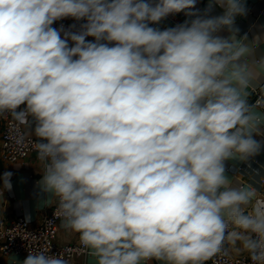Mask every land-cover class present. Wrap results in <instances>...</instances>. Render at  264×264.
<instances>
[{
    "label": "clouds",
    "instance_id": "1",
    "mask_svg": "<svg viewBox=\"0 0 264 264\" xmlns=\"http://www.w3.org/2000/svg\"><path fill=\"white\" fill-rule=\"evenodd\" d=\"M196 3L0 0V114L30 129L37 185L95 264H205L226 242L264 264V196L225 167L264 149L247 99L264 33L237 36L244 0ZM7 260L68 264L51 245Z\"/></svg>",
    "mask_w": 264,
    "mask_h": 264
},
{
    "label": "crops",
    "instance_id": "2",
    "mask_svg": "<svg viewBox=\"0 0 264 264\" xmlns=\"http://www.w3.org/2000/svg\"><path fill=\"white\" fill-rule=\"evenodd\" d=\"M244 2L247 7L246 15L237 16L235 19V25L239 28L237 36H244L246 34L248 40H251L253 36L264 33V0H244ZM207 3L208 0H197L196 8L203 10L207 6ZM221 11L220 8H215L210 14L218 15ZM66 19L73 18L69 17ZM185 19L188 18L183 13L171 14L162 19L158 25L150 26H158L163 30L166 27L182 23ZM219 35L226 37L228 36V32L222 30ZM262 56H264V41L256 49L255 59L259 61ZM256 69L259 75L255 83L248 89V101L252 91L264 84V67H259L257 64ZM253 111L260 114V111L254 106ZM22 128L27 135L32 136L30 129L23 125ZM253 135L255 139L261 140V136ZM225 167L226 174L233 177L235 183L252 184L258 189L259 194L264 196V149L252 159L250 166L245 162L229 160L225 161ZM5 171L13 173L11 177L12 188L11 190H0V217L12 219L22 216L31 224H39L42 216L54 205L56 199L55 197H52L51 200L45 199L46 194L37 185V181L40 178L38 160L33 155H30L18 164H7L0 161V175ZM0 189H2V185H0ZM78 238V233L65 228L61 220L58 222L54 239L56 244H70L77 242ZM228 247L230 254L233 256L247 254L243 250H236L239 247V243L236 245L228 244ZM25 257H16V259L22 261ZM67 262L68 264H95V258L91 255L90 250H88L86 254L74 256ZM0 264H8L7 258L0 255ZM151 264H159V262L153 260Z\"/></svg>",
    "mask_w": 264,
    "mask_h": 264
},
{
    "label": "built area",
    "instance_id": "3",
    "mask_svg": "<svg viewBox=\"0 0 264 264\" xmlns=\"http://www.w3.org/2000/svg\"><path fill=\"white\" fill-rule=\"evenodd\" d=\"M83 22V20L64 18L54 22L52 27L63 25L67 29L69 25L78 26ZM86 39L94 38L86 37ZM253 98V106L260 111V114H264V84L252 91L249 100ZM0 122V161L7 164H18L30 155L37 156L32 146L35 137L27 135L22 125H18L8 114H0ZM261 127L264 128V126ZM20 135H23L24 140L22 143H17L16 140ZM261 140H264V137L261 136ZM56 204L55 200L54 205L42 216L39 224H31L22 216L12 219L0 217V255L5 258L13 255L24 257L28 255V250L37 251L47 245H51L52 253H62L67 261L74 256L86 254L88 249L81 245L79 238L77 242L70 244L58 245L55 243L54 239L60 221L55 216ZM29 234L35 235L36 239L34 240ZM205 264H250V261L248 254L231 255L226 242L225 250L206 261Z\"/></svg>",
    "mask_w": 264,
    "mask_h": 264
},
{
    "label": "water",
    "instance_id": "4",
    "mask_svg": "<svg viewBox=\"0 0 264 264\" xmlns=\"http://www.w3.org/2000/svg\"><path fill=\"white\" fill-rule=\"evenodd\" d=\"M249 98H250V96H249ZM253 100H254V98H253V99H250V100L248 101L249 104L253 105Z\"/></svg>",
    "mask_w": 264,
    "mask_h": 264
}]
</instances>
